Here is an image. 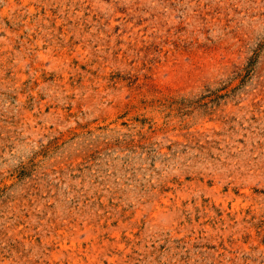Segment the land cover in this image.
<instances>
[{"label":"rangeland","instance_id":"obj_1","mask_svg":"<svg viewBox=\"0 0 264 264\" xmlns=\"http://www.w3.org/2000/svg\"><path fill=\"white\" fill-rule=\"evenodd\" d=\"M0 264H264V0H0Z\"/></svg>","mask_w":264,"mask_h":264}]
</instances>
